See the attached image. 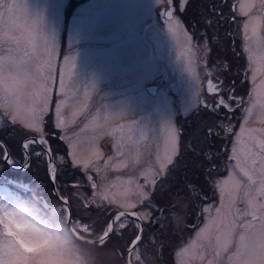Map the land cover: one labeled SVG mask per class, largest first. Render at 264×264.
Returning a JSON list of instances; mask_svg holds the SVG:
<instances>
[{"label": "rangeland", "instance_id": "374dc122", "mask_svg": "<svg viewBox=\"0 0 264 264\" xmlns=\"http://www.w3.org/2000/svg\"><path fill=\"white\" fill-rule=\"evenodd\" d=\"M26 2L30 16L38 21L39 30L55 43L59 55L55 61L48 112L41 125L43 131L36 132L18 122L13 124L10 115L0 122V133L11 142H18V146L11 147L12 160L15 164L25 163V151L21 148L25 136L39 135L50 140L59 189L68 196L73 209V228L83 236H101L109 219L108 213L118 210L117 205L100 201L95 196L96 191L107 188L110 198L115 195L119 200L137 202L136 186H142L157 209L152 213L157 217V223L152 225L154 219L144 220L155 229L147 232L135 248L133 264H143L141 250L150 263L161 260L179 264L181 257L177 252L180 247L187 246L209 218L210 213H205L204 207L219 206L215 184L235 165V161L230 160L233 135L225 141L229 147L225 151L222 137H219L224 132L216 127L220 135L211 138L209 147L207 128L214 122L226 126L232 122L238 124L234 130L236 134L242 126L264 128V123L259 120V106L252 111L254 118L242 125L244 113L241 109L231 121L224 117L217 121L207 108L202 107L201 101V96L209 92V82L218 88L215 74L221 67H229L230 79L236 86V94H242L245 107L253 94L251 90L259 88L261 74H257L253 84L250 70L254 65L248 61L249 55L259 58L258 48L254 40L244 39L243 25L249 23V36L255 28L257 35L264 37V19L253 20L262 16L258 8L260 0H172L171 4L167 0L163 3L161 0ZM242 2L257 5L248 17L239 12ZM232 4L237 7L232 9ZM162 5L172 11L171 23L179 22L176 36L169 30L165 14L164 19L159 15ZM233 13L235 19H229ZM221 16L225 18L221 19ZM248 48L250 52L245 50ZM65 57L74 58L75 68L72 87H68L66 80V92L62 94L59 80ZM246 72L249 73L247 78ZM150 84L157 85L155 94L148 90ZM85 89L92 90L86 109ZM62 99L66 101L62 114L68 123L65 128H57L55 108ZM259 99L264 100V90H260ZM2 111L0 109V113ZM73 112L82 113L75 117V123L71 122ZM120 114L123 116H118ZM168 124L174 125V136L166 130ZM73 144H76V157L82 161L79 164L73 160ZM205 149L218 154L215 171L211 174L203 159ZM36 151L43 153L40 147ZM31 157L30 166L23 170L14 169L0 159V196L12 202L22 197L32 198L25 191L20 193L5 185L7 181L3 177H6L20 185H28L40 198L43 195L49 205L58 206L60 200L52 190L47 155ZM168 157L172 164H167ZM83 161L91 162L85 167ZM96 168L101 171L97 173ZM220 170L224 175L219 174ZM153 180L155 185L151 183ZM93 182L98 185L96 190L91 188ZM215 207L211 215H214ZM143 208L144 205L137 203L136 209L129 210ZM40 210L46 221L57 226L63 223L42 210L41 204ZM63 215L67 216V208H63ZM194 215L200 217L197 223H189L187 219ZM165 217L166 224L157 229L156 225ZM84 224L93 228L90 234L83 230ZM116 233L102 247L119 250L120 264H126V249L136 231L117 228ZM18 245L24 253L23 264H30V254L43 247L35 241L26 243L22 237ZM199 251L185 256L186 264H206L210 257L206 256L205 261L194 258Z\"/></svg>", "mask_w": 264, "mask_h": 264}, {"label": "snow or ice", "instance_id": "6c2138e0", "mask_svg": "<svg viewBox=\"0 0 264 264\" xmlns=\"http://www.w3.org/2000/svg\"><path fill=\"white\" fill-rule=\"evenodd\" d=\"M163 2L164 0H161V3ZM167 2L171 4L172 0H167ZM230 7L235 9L237 5L232 4ZM254 7H257L254 3L242 2L239 4V12L242 16L248 17ZM258 8L262 16L254 17V21L264 19V0H260ZM164 14L169 20V30L176 36L179 22L177 21L176 25L171 23L173 19L171 10L165 11ZM224 18L221 16V19ZM228 18L234 20L235 13ZM208 23L211 24L212 21ZM248 28L249 23H244V39L255 41L259 55L258 59L253 55L248 57V61L254 65L250 70V78L255 84L257 74H261L259 88L251 90L253 94H250L247 107H245L243 97H236L230 88H225L227 95L220 96L211 106V110L219 115V108L231 114L238 105L244 113L241 117L242 125H247L254 118L252 111L257 106L260 110L259 120L264 123V100L259 99L260 90H264V37L258 36L255 28L249 36ZM13 45L15 47H12ZM245 50L251 51L250 48ZM58 55L55 43L39 30L38 21L30 16L26 0H0V109L3 110L0 113V122L10 115L13 124L18 122L25 128L36 132L43 131L41 125L49 108L51 84L54 80L55 61ZM63 66L64 70L61 71L59 80V90L62 94L66 92V80L69 82L68 87H72L74 58L65 57ZM244 75L247 78L249 73L246 72ZM216 90V87L209 82V91L216 92ZM91 91L84 90L85 109L87 108L86 101L91 98ZM65 104L66 101L62 99L55 108L57 128H65L68 123L62 114ZM81 114V112H73L71 122L75 123V117ZM118 116H123V114ZM224 119H229V116L226 115ZM85 127L87 128V125ZM216 127H220L221 131L226 134L233 135L230 160L235 161V165L226 177L221 178L215 184L220 197L219 206L204 207L203 211L210 213L209 218L196 232L195 238L187 246L180 247L177 252V255L181 257L179 264H186L183 258L190 252L195 253L197 249L200 250L199 255L194 258L205 261L206 256L210 257L206 260V264H264V128L242 126L239 134H236L231 127L214 122L206 132L209 147L211 138L220 135L215 130ZM165 128L173 136L175 135L174 125L168 124ZM64 138L61 137V139ZM25 140L26 142L22 143L25 155L42 157L52 151L50 146L44 147L43 153L36 151L37 147L47 145L44 139H28L25 136ZM119 146L118 141V150ZM30 147L32 151L28 152ZM72 147L74 149L73 160L79 164L82 161L75 155L76 144ZM119 155L123 156L124 153L119 152ZM217 158V153L208 149L203 150V159L208 165L209 174L215 171ZM0 159L8 164H15L3 143H0ZM90 162L83 161L84 166L87 167ZM167 164H172L171 157H168ZM23 166L27 168L29 164L25 163ZM124 166L127 167V164ZM49 167L50 176L54 180L57 174L56 165L50 164ZM161 167L163 169L164 165L162 164ZM96 171L99 173L101 170L96 168ZM88 179L91 180L92 177ZM128 183L132 184V181L129 180ZM151 183L155 185L156 181L153 180ZM91 188L96 190L98 185L93 182ZM107 191V188L104 191H96L95 196L100 201L117 205L118 210L108 213L109 219L100 232L103 243L111 235L117 234V228L120 230L133 228L136 235L129 241V245H138L144 231L141 221L155 219L152 213L157 211L150 202L149 193L145 192L142 186L137 185L139 200L131 202L127 199L119 200L115 195L110 198ZM127 194L122 195L127 196ZM58 198L62 203L67 204L64 197ZM84 198L87 199L86 196ZM146 201L149 202L145 204ZM137 203L144 205V208L140 211L129 212V209L137 208ZM213 207H215V212L211 215ZM92 229L88 224L83 226V230L89 234ZM19 239L20 237L7 224H4V230L0 232V264H23L24 253L17 246Z\"/></svg>", "mask_w": 264, "mask_h": 264}, {"label": "clouds", "instance_id": "9594fccd", "mask_svg": "<svg viewBox=\"0 0 264 264\" xmlns=\"http://www.w3.org/2000/svg\"><path fill=\"white\" fill-rule=\"evenodd\" d=\"M0 221V232L7 224L26 243L35 241L43 245L30 254V264H120L119 250L82 241L63 223L57 226L46 221L39 202L31 197L12 202L0 196ZM140 257L143 264H150L143 250Z\"/></svg>", "mask_w": 264, "mask_h": 264}, {"label": "flooded vegetation", "instance_id": "af4514ba", "mask_svg": "<svg viewBox=\"0 0 264 264\" xmlns=\"http://www.w3.org/2000/svg\"><path fill=\"white\" fill-rule=\"evenodd\" d=\"M167 9V7H166ZM231 22V21H230ZM230 70H229V67L226 66V67H221L219 70H218V73L215 74V85H217L218 88H216V92H212V91H209L206 96H201V101H202V107L204 108H207L211 113H210V116L217 119V121H219L220 119H222L223 117H225L226 115L229 116L230 119H228L229 121H231L232 118H234L236 115H237V111L239 109H241L238 105L235 106V111L231 114L227 113L225 109L223 108H219V115L216 113V112H213L211 110V106L214 105L216 103V100L224 95L226 96L227 93L225 92V88H230L233 90L234 95L236 97H243L242 94H236V86L233 85V82L231 81L230 79ZM212 79V78H211ZM223 85V86H221ZM244 86H246V84H244ZM244 91H245V88H243ZM244 99V98H243ZM205 105H209V107H205ZM218 107V106H217ZM235 126H238V124H235L234 122L231 123V125L229 127H231L233 129V132L235 130ZM225 136V137H223ZM230 136H232L231 134H222L220 135L219 137H222V140H223V148L224 150L226 151L227 148H229L228 146L225 145V141L227 140V138L229 137L230 139ZM2 138V137H1ZM228 139V140H229ZM3 140H5L3 138ZM6 141V140H5ZM24 141V140H23ZM23 143V142H22ZM43 148L44 146H40V150L43 151ZM29 152L30 151V148H29ZM31 162H32V157H31ZM54 163H55V159H54ZM224 166V165H223ZM57 168V167H56ZM222 170H220L219 174L221 175H224L222 174ZM6 181H7V178L6 177H3ZM5 185H9L8 182L5 183ZM22 188V192L25 191L27 196H29V194L31 196L34 197V199H36L40 204H41V209L44 210L45 212H49V214L52 215V218L53 219H58V220H61L63 223H65L66 225V220H67V216L65 217L63 215V208H66V206L64 205V203H62L61 201L58 202L60 203L58 206H55V205H52L54 207V209H49L48 208V205L50 204V202H48L46 199H44L43 195H41V198L39 197L40 195H38L36 193V190L35 189H30L29 186H23L21 185L20 186ZM35 194L38 195V198L35 196ZM30 197V196H29ZM39 204V205H40ZM54 210H59V212L57 214L54 213ZM68 215V214H67Z\"/></svg>", "mask_w": 264, "mask_h": 264}, {"label": "water", "instance_id": "95a60500", "mask_svg": "<svg viewBox=\"0 0 264 264\" xmlns=\"http://www.w3.org/2000/svg\"><path fill=\"white\" fill-rule=\"evenodd\" d=\"M161 14L163 15L164 14V10H162ZM149 90L151 91V93L155 94L157 92V85H150L149 86ZM31 138H37V139H45L47 141V145L44 146V147H47V146H50V143L49 141L45 138V137H41V136H31L29 137L28 139H31ZM24 142H26V140H24ZM23 142V143H24ZM0 143H3L9 153L11 154L10 152V148L8 146V144L0 137ZM52 149V148H51ZM29 152V149L27 150ZM27 156V160L25 161V163H28L29 166L31 164V155H26ZM12 159V158H11ZM25 163H22V164H8L10 167L14 168V169H20V170H23L25 169V167L23 166ZM50 164H54V157H53V151H51L50 154L47 155V169H48V172L50 173V167L49 165ZM51 178V183H52V189H53V192L55 193V195L58 197H64L66 200H67V204L66 207L68 209V215H67V220H66V225L68 226L69 229H71V231L75 234V236L83 241H88V242H94L96 244H102L103 241L101 239V236L100 237H90V236H83V235H80L74 228H73V209L71 207V204H70V201H69V198L68 196H64L60 193L59 191V188H58V183H57V174H56V177L55 179L53 180L52 177L50 176ZM9 179V178H8ZM9 181L11 183H14V184H17V185H20L21 183L16 181V180H13V179H9ZM30 188V187H29ZM31 189V188H30ZM36 195V194H35ZM59 199V198H58ZM60 200V199H59ZM61 201V200H60ZM62 202V201H61ZM48 208L49 209H54V207L52 205H48ZM129 212L133 211V210H128ZM135 211V210H134ZM59 212V210H54V213L57 214ZM135 219V218H133ZM141 223L143 224V227H144V231L143 233L141 234V236L143 237L144 233H145V229H146V224H145V221L142 220ZM109 239V238H108ZM107 239V240H108ZM142 239V238H141ZM140 242V241H139ZM137 247V245H129L126 249V264H133L132 262V253L134 251V249ZM131 249V251H130ZM152 264H170L169 262H165V261H157V262H153Z\"/></svg>", "mask_w": 264, "mask_h": 264}, {"label": "trees", "instance_id": "16d2710c", "mask_svg": "<svg viewBox=\"0 0 264 264\" xmlns=\"http://www.w3.org/2000/svg\"><path fill=\"white\" fill-rule=\"evenodd\" d=\"M2 136V138H4L5 140H6V142L8 143V145H10L9 147H10V149H11V147H12V149H13V147H14V144H15V146H18V142L17 143H13V142H11L10 141V139H8V138H6L4 135H2L1 133H0V137ZM8 140V141H7ZM21 148H22V146H21ZM23 150V149H22ZM11 152H12V150H11ZM187 167H189V166H187ZM188 170V169H187ZM187 172V171H186ZM184 173H185V170L181 173V175L182 176H184ZM58 176V175H57ZM11 187L12 188H16V189H18V191L20 192V188L19 187H16V186H13V185H11ZM183 191V189L182 190H180V192H182ZM62 192V191H61ZM31 199H34V197L32 196V198ZM35 200V199H34ZM199 207V206H198ZM170 210H167V212H169ZM164 212V211H163ZM198 215H194L190 220L189 219H187V221H189V223H192V224H195L196 222H197V220H198V217H197ZM156 220H157V217L154 219V221L152 222V225H155L157 222H156ZM158 220H162V218H159ZM164 221V222H163ZM166 217L165 218H163V220H162V223L161 224H157L156 225V228L157 229H159L162 225H165L166 224ZM170 222H173V221H170ZM186 224V223H185ZM185 224L183 225V226H185ZM152 225H147L146 224V229H145V233H144V235H143V237H142V239L144 238V236H145V234H147V232L149 233V231L151 230V229H155L154 228V226H152ZM182 226V227H183ZM186 228H187V226H185ZM141 239V240H142ZM141 240H140V242H141ZM139 242V243H140ZM139 245V244H138ZM137 245V246H138ZM129 246V245H128ZM127 246V247H128ZM158 261H161V260H158ZM155 262V261H154ZM153 262H151L150 264H152Z\"/></svg>", "mask_w": 264, "mask_h": 264}, {"label": "bare ground", "instance_id": "6f19581e", "mask_svg": "<svg viewBox=\"0 0 264 264\" xmlns=\"http://www.w3.org/2000/svg\"><path fill=\"white\" fill-rule=\"evenodd\" d=\"M167 10H168V9H165L164 12L167 11Z\"/></svg>", "mask_w": 264, "mask_h": 264}]
</instances>
